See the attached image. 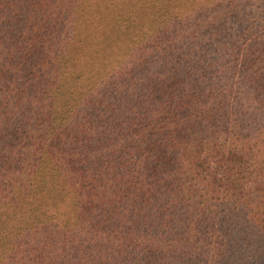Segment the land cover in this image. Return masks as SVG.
<instances>
[{
  "label": "trees",
  "instance_id": "obj_1",
  "mask_svg": "<svg viewBox=\"0 0 264 264\" xmlns=\"http://www.w3.org/2000/svg\"><path fill=\"white\" fill-rule=\"evenodd\" d=\"M0 264H264V0H0Z\"/></svg>",
  "mask_w": 264,
  "mask_h": 264
},
{
  "label": "rangeland",
  "instance_id": "obj_2",
  "mask_svg": "<svg viewBox=\"0 0 264 264\" xmlns=\"http://www.w3.org/2000/svg\"><path fill=\"white\" fill-rule=\"evenodd\" d=\"M200 2L198 1L196 4ZM123 7L130 8L122 9ZM178 7L181 8L171 7L168 11L164 9L157 13L159 9L155 11L150 6L147 11H144L142 8L140 15L137 16L134 14L137 8L133 6H122L118 8L119 12L122 13V16H120V19L115 24L118 26L113 25L110 11L108 16L101 20L102 23H91L83 19L78 20L76 23V34L80 35V39H151L154 28L164 16L174 15V13L171 14V11H178V14H186L192 9L191 7L183 8L180 5ZM121 45L120 42V47L122 48Z\"/></svg>",
  "mask_w": 264,
  "mask_h": 264
}]
</instances>
